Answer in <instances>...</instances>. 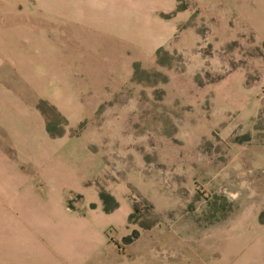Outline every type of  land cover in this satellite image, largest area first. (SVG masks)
I'll list each match as a JSON object with an SVG mask.
<instances>
[{
  "label": "rangeland",
  "instance_id": "obj_1",
  "mask_svg": "<svg viewBox=\"0 0 264 264\" xmlns=\"http://www.w3.org/2000/svg\"><path fill=\"white\" fill-rule=\"evenodd\" d=\"M55 2L0 264H264V0Z\"/></svg>",
  "mask_w": 264,
  "mask_h": 264
},
{
  "label": "crops",
  "instance_id": "obj_2",
  "mask_svg": "<svg viewBox=\"0 0 264 264\" xmlns=\"http://www.w3.org/2000/svg\"><path fill=\"white\" fill-rule=\"evenodd\" d=\"M55 4V0H0V141L18 142L21 127L44 124L36 107L39 97H50L54 102L53 93L40 94L37 89L31 92L29 86L34 78L27 69L29 64L48 62L53 54L56 14H64L56 11ZM24 85L26 91L22 89ZM99 217L95 214L83 220L87 224L84 227L98 228ZM70 228L78 231L80 225ZM84 253L78 252L81 258ZM81 258L74 262H81Z\"/></svg>",
  "mask_w": 264,
  "mask_h": 264
}]
</instances>
